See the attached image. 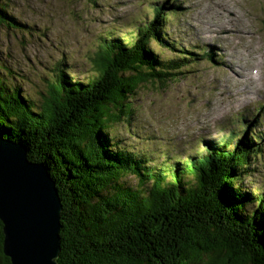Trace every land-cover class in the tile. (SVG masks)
I'll return each instance as SVG.
<instances>
[{
	"label": "trees",
	"instance_id": "1",
	"mask_svg": "<svg viewBox=\"0 0 264 264\" xmlns=\"http://www.w3.org/2000/svg\"><path fill=\"white\" fill-rule=\"evenodd\" d=\"M5 17L0 8V25L13 28ZM164 19L156 7L129 41L101 38L88 80L71 77L59 61L40 100L12 83L0 59V137L23 145L55 183L58 264H264V190L241 186L261 153L253 135L232 132L200 158L160 168L108 136L131 115L140 87L186 68V58L162 60L150 47L162 42ZM2 241L0 222V264H10Z\"/></svg>",
	"mask_w": 264,
	"mask_h": 264
},
{
	"label": "rangeland",
	"instance_id": "2",
	"mask_svg": "<svg viewBox=\"0 0 264 264\" xmlns=\"http://www.w3.org/2000/svg\"><path fill=\"white\" fill-rule=\"evenodd\" d=\"M156 7L166 13L164 43L150 42V47L162 60L186 58V68L167 83L140 87L130 99L131 115L108 136L116 147L160 168L200 158L208 143L219 144L232 132L250 140L253 135L252 145L261 153L250 161L251 177L241 186L260 193L264 0H0L7 16L2 20L13 27L0 25L5 75L33 100L41 99L61 60L71 77L88 80L93 76L89 61L101 38L129 41L136 25L152 20ZM128 183L136 181L128 177Z\"/></svg>",
	"mask_w": 264,
	"mask_h": 264
},
{
	"label": "water",
	"instance_id": "3",
	"mask_svg": "<svg viewBox=\"0 0 264 264\" xmlns=\"http://www.w3.org/2000/svg\"><path fill=\"white\" fill-rule=\"evenodd\" d=\"M61 202L42 163L0 137L2 252L10 264H58Z\"/></svg>",
	"mask_w": 264,
	"mask_h": 264
},
{
	"label": "bare ground",
	"instance_id": "4",
	"mask_svg": "<svg viewBox=\"0 0 264 264\" xmlns=\"http://www.w3.org/2000/svg\"><path fill=\"white\" fill-rule=\"evenodd\" d=\"M250 81H251V80H250ZM256 82H257V81H256ZM257 88H258V87H257ZM257 88H256V89H257ZM254 91H255V90H254Z\"/></svg>",
	"mask_w": 264,
	"mask_h": 264
}]
</instances>
